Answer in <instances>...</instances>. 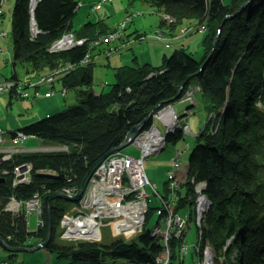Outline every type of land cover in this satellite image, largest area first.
<instances>
[{"label": "trees", "instance_id": "1", "mask_svg": "<svg viewBox=\"0 0 264 264\" xmlns=\"http://www.w3.org/2000/svg\"><path fill=\"white\" fill-rule=\"evenodd\" d=\"M143 1L172 19L194 18L208 22L201 40L202 50L210 49L213 44L214 53L207 63L208 76L204 75L200 92L208 98L209 110L216 109L214 114L225 110V118L221 126H215V122L198 134L187 159L189 174L204 183L203 191L211 201L200 239L212 246L216 264H264V0ZM77 8V0H38L33 13L38 32L33 34L30 0H15L11 18L15 64L33 71L67 65L60 77L61 85L65 90L74 91L73 103L18 129L44 140L74 143L75 148L70 152L75 155L68 157L61 151L34 152L14 154L2 162L8 172L0 170V239L12 247H32L45 238L46 231L40 224L36 230H29L23 209H3L9 196L22 204L35 198L41 200L39 196L43 200L66 186L80 187L89 167L117 145L132 126L141 124L146 128L152 121L150 114L154 108L172 102L192 75H201L198 69L203 53L195 56L193 51L175 47L170 53H163L162 61L156 66L149 62L137 64L133 56V64L124 70L114 69V81L109 89L95 93L92 90L93 63L83 62V59L96 36L109 33L113 27L103 19H87L74 27ZM71 30L77 38H83L80 43L58 50L50 47ZM249 93H256L260 105L256 104L247 113L241 102L248 99ZM176 130L167 135L168 142L181 137ZM20 159L33 166L32 179L27 184H14L13 167ZM186 186L187 197L176 200L178 203L164 204L165 210L168 206L173 210L174 204L179 208L184 201L191 202L194 185L187 183ZM70 206L69 200L59 196L48 200L50 237L46 249L56 258L95 264L105 255L123 260L125 264H157L161 243L145 229L138 236L128 240L117 237L108 244L59 243L56 229L62 213ZM41 220L44 222L45 214H41ZM242 232L246 236L241 244L242 256L238 250L234 258L232 247L240 245ZM230 237L234 243L227 251L225 242ZM31 239L34 242H30Z\"/></svg>", "mask_w": 264, "mask_h": 264}, {"label": "rangeland", "instance_id": "2", "mask_svg": "<svg viewBox=\"0 0 264 264\" xmlns=\"http://www.w3.org/2000/svg\"><path fill=\"white\" fill-rule=\"evenodd\" d=\"M77 1L78 8L76 17L73 21L74 27L79 26L87 19H103L113 27V30L109 33H103L104 35H100L102 34L100 33L96 36V39L91 43L90 51L88 52L86 58L87 63L94 64L92 89L97 90L98 92H100V90L106 91L107 89H109L110 84L114 81L113 73L116 71L114 69H117L119 67L118 69L124 70L123 68L134 62L132 59L133 56L136 57L137 64H140L142 62H149L150 64L156 66L162 61L161 59L163 53H170L175 47H184L188 51H193L195 53V56H201L202 53V55H204V59L199 67L200 69H198V73H200L201 75H192V77L189 78L188 83H185L184 87H182L183 85L180 87V91L178 92V95L174 98V100L167 103V106L165 107L164 105H162V107H164L162 109L163 113L165 109H174L173 112L177 116L176 125H173L174 127H172L171 131L165 134L164 126L161 125V122L158 119L155 120V122L151 121V123L146 128H142V125L140 124V136L144 134H151V143L156 144V146L152 147L151 149H156L157 144L159 143L155 154L149 155L148 157L144 158L143 156H141L140 148L136 146V143H138V139H136L135 143H133L131 139L128 143H124V140L127 138L126 135L117 145L113 146L110 149V154L114 155V157L117 155H121L122 158L132 155V153L135 154L134 157L140 158L141 156V161L133 159L134 162H132V165L130 167L133 166L136 168L138 173L145 174L144 176L146 177V180L148 181L150 179L153 186L158 187L161 193L165 190L166 193L164 194V197L169 193V190H171L168 197H172L174 195V191L171 188V184H169L170 186H167L169 189H165V186L163 184V180L165 182H170L172 179L171 175L167 178L165 176L166 166H168L170 163L172 164L173 162H176L177 167H188L187 157H189L190 151L193 149L196 139H198V134L200 132H205V130L213 126L215 122V126H221L223 119L225 118L223 116L225 110H222L220 114L218 112L214 114L216 109L209 110V100L207 97H203L200 92L201 82L204 78H206V76H208L206 73L209 70H207V63L214 53L213 44H211L212 47L210 49L208 48L202 50L204 43H202L201 40L204 36L206 26H208V22H199L194 18L172 19L169 15L164 14L154 6H150L149 3L143 0ZM229 1L230 0H223L224 3H227ZM0 2V85L2 84L7 88L12 89V94L10 93V96L5 94L4 92L3 95H0V127H20L21 125L32 121V118H41L40 116H42L45 112H48L50 114L57 111L59 107L63 105L66 106L68 105V103H73L74 91L66 90L65 93L62 94V90L59 89L61 87V84L59 86L57 85V82H54L53 84V81H55L53 77H55L56 80L59 79V77L63 75L65 68H67V65H58L55 68L44 67L33 71L32 68L15 64L14 42L11 36V18L13 8L15 7V0H6L5 2L4 0H0ZM34 9L35 8L30 10L31 14L32 12L34 13ZM73 32L74 31L71 30V32L67 34L65 33V36H67L66 45L72 46L71 44L73 41L83 40V38H77V36L74 35L75 32ZM145 33H147L148 35H144ZM154 37H157L161 40L152 39ZM60 44L61 42L53 43L52 46L54 47V50H58V46ZM166 45L173 46L169 49H166ZM210 66L211 64L208 65V68ZM26 72H29V76L26 75ZM1 76L6 79H2ZM48 83H50V85L52 86L51 88L47 87ZM2 89L3 86L0 90ZM252 94L249 93L248 99L245 102H241L244 108V112L250 113L252 108L256 106V104L257 106L260 105L259 98L256 97V93ZM11 96H13V98L11 99L13 101V104H18L15 111L7 106L8 104L11 105V102L9 100V97ZM50 97H53L54 99L49 101L48 99ZM25 102H28L30 104H24ZM59 104H61V106H59ZM219 108L220 107H218L217 111H219ZM176 129L178 130V132H180V134L184 132V135H181V137L178 138V140L175 142H168L166 138L167 135H170ZM137 133L135 135H137ZM0 140L1 159L3 157H6L8 155V152L11 153L15 150H13L12 148H7V144L11 140L9 137H7V135L5 136V134H3L2 136H0ZM165 140L167 141L166 144L163 143ZM47 142L48 141L44 139L40 140L36 137H29L22 140L21 144H23L26 148H36L42 146L44 148V151H60L59 144L52 141H49L48 143L52 144L53 147L45 148L43 145H45ZM119 145L121 147H118ZM159 146L161 147L159 148ZM173 148H175L176 150L172 155L171 152ZM100 168L101 167L95 166L93 167L92 172H95L99 179L100 175H102L103 178L106 179V176L103 175L102 170L98 172ZM18 169H27V164H25L23 168L22 165H20ZM61 169L66 170V168L63 167H61ZM0 170H4L5 173L8 172L5 163H2V167H0ZM115 172H118V174L122 176V173L120 171ZM16 173L17 172H14V174ZM128 173H131V171H129ZM177 173L180 175H185V170L182 171L178 168ZM188 176L189 175L185 176V178L182 180L183 183L188 182ZM17 182H19L18 179H16V183ZM151 182L148 183V191L153 197V200H151L150 202L148 199L142 200L140 198V191L132 190L131 184L126 181V178L124 176L119 180V183L123 187L124 192L126 191L125 193L129 197V199L124 201L125 203L131 205H135L137 203L139 206H145V209L150 210V216L147 223H145V226L148 228L152 227L154 224L163 226L162 222H155L157 218L155 210H160V218L163 221V212L165 210L163 208V204H165L166 201L169 200H162V206L156 205L154 206V208L150 207V205L154 203V197L156 195V193H152L153 186L151 185ZM108 183H111L115 186V183L113 182ZM86 187L87 185H85L84 189H86ZM204 187L205 186L202 181L197 184L196 189H199L200 192V195L197 199L200 200L201 203H204L207 206L208 210L209 206L211 205V201L205 193H202L200 191V189ZM64 192L65 191H62L60 193L64 194ZM69 195L71 196V194ZM141 196L145 197L143 193H141ZM61 198H63V196ZM34 200H36L37 203H35ZM171 200L173 201L174 198H172ZM16 202L19 201H17L14 197L9 196L8 203L4 204L3 209L4 207H7L8 209L17 211L18 208ZM44 202V199L42 200V202H39V200L35 198L33 200H29L26 203L25 208L28 213L27 225L28 229L31 231H34L37 226L39 227V225H36V220L39 213L45 214V220L44 222L42 220H38V223L40 224V226H44L45 231L47 230L48 224L46 212L42 210V207H45ZM69 202L71 204L70 207H73L72 204L77 207V205L73 201L69 200ZM19 203L21 204V202ZM79 205L80 204L78 202V206ZM186 207L187 205H185V207L182 206L178 209L180 215H183ZM187 208L192 209L193 205H189ZM152 209H154L153 212ZM133 212L138 213V210L134 209ZM73 226L74 224H72V227ZM56 231L58 232L57 241L59 243L61 242L65 244L76 245V241H85L88 243L97 241L96 238H92L90 240L81 238L75 239L76 237L72 236L76 233H65L63 231V226L61 225V223L58 224ZM141 231L142 230L140 228L139 232ZM101 234V238L104 241L111 240V237H113V233L109 224L101 227ZM129 236H133V234H130ZM98 237H100L99 234ZM231 238L232 237H230V239ZM194 239L195 235H193L192 231V234L189 235L188 242ZM162 241L158 240V242ZM30 242H34V240L31 239ZM39 242L42 241H36L33 246L37 245ZM99 242L101 241H98V243ZM171 242L172 240H169L168 242L170 252H165L161 249L159 258L155 263L165 264V261L167 264L200 263L199 257L195 253L190 254L185 251L184 247H182L183 241L176 242L174 246L171 245ZM178 245H180V247ZM28 247L30 248V246ZM176 249L180 250L177 251ZM233 254L234 252L232 253V255ZM180 255L181 258H179ZM190 255H194L195 257H191ZM100 257V261L95 264H125L123 261H119L118 259H113L105 255H101ZM173 257L177 258V260H175ZM213 260L214 258H211V261ZM72 261L73 260L67 257L56 258L54 254L46 253V250L41 248L31 251L26 250L19 252H8L3 249L2 246H0V264H90L89 262H86L84 260L78 263ZM200 264H202V262ZM203 264H205V262Z\"/></svg>", "mask_w": 264, "mask_h": 264}, {"label": "bare ground", "instance_id": "3", "mask_svg": "<svg viewBox=\"0 0 264 264\" xmlns=\"http://www.w3.org/2000/svg\"><path fill=\"white\" fill-rule=\"evenodd\" d=\"M35 1L37 2L38 0H35ZM231 19L234 20L235 17H232ZM31 30H32L33 34L37 33V31H38V26L35 25L33 21H31ZM69 32H71V31H67L65 33L67 34ZM65 33L62 34V36L60 37L61 44L58 46L59 49H65V48L71 47L69 45H66L67 36H65L66 35ZM78 43H80V41H73L71 45L73 46V45L78 44ZM120 43H122V42H120ZM52 44H53V42L51 43V45ZM86 58L83 59V62L87 63ZM93 66H94V64H93ZM42 68H44V67H42ZM26 75L29 76V72H26ZM60 77L57 80H56L55 77H53V79L55 80V81H53V84H54V82H57V85L59 86L61 84ZM1 78L2 79H6V78H3V76H1ZM27 79H29V78H27ZM2 86H3V89L0 90V95H3L5 93L8 96H10V93L12 94V89H9V88L5 87L4 85H2ZM2 86L0 87V89L2 88ZM47 87L51 88L52 86L50 85V83H48ZM61 87L59 89H61L62 90V94H64L66 90L63 88L62 85H61ZM92 90L95 93H98L97 90H94V89H92ZM12 98H13V96L9 97L11 105L8 104L7 106L10 107V109H12L13 111H15L16 110V106L18 104L17 103L13 104V101L11 100ZM53 99H54L53 97H50L48 100L51 101ZM24 104H28L29 105L30 103L25 102ZM61 104H59V106H61ZM64 107L65 106L63 105V106L59 107L58 110H61ZM160 110L161 109L159 107H156V108H154L152 110V112L150 114V116L152 118V121H153V116H154V119H157V116H159V114H160ZM173 110L174 109H165L164 113H163V116H164V119H165L166 123L160 121L161 125L164 126L165 134L171 131L172 127H174L173 125H176L177 116L174 114ZM48 114H49L48 112H45L40 117L47 116ZM31 120L33 121V120H36V119L32 118ZM137 126L140 128V124H137ZM129 131L130 130H128V132ZM128 132H127V134H128ZM3 134H5V136L7 135V137H9L11 139L8 142L7 146L9 148H12V149L16 150V152H17L16 154H19V155L21 154L22 155V154H30V153H34V152H45L44 148L42 146H39V147H36V148H26L23 144H21L22 140H24L26 138H29V137H36V138H39L40 140H42L43 138L38 136V135H35L33 133H26V132H23L22 130L19 131L18 127H4V128L0 127V136H2ZM9 134H12L13 136H10ZM127 134H126V136H127ZM139 134H140V129H139L137 135H131L130 136V139L132 140L133 143L135 142V139H136V137H138ZM181 135H184V132H182ZM142 136H140L138 138L137 146L142 149L141 151H143L145 153L142 156L144 158H146L149 155L155 154V152H156V150L158 148V144H157V148L156 149L150 150L152 147L156 146V144H152L151 143L152 142V140H150L151 134H144ZM47 141L49 142V140H47ZM51 141H54V142L58 143L60 151L62 153H67L68 157H71V156L75 155V154H72V152H70L71 148H75V144L74 143H71V142H68V141H55L54 139H52ZM48 142L45 145H43V146L45 148L46 147H53L52 144H49ZM163 143L166 144L167 141L165 140ZM160 147L161 146H159V148ZM40 150H42V151H40ZM175 150L176 149L173 148V150L171 152L172 155L174 154ZM53 151H56V150H53ZM109 153H110V150H108L104 155H102L100 158H98L99 161L97 160L98 162L96 163L95 166H99V164L102 162L103 159L106 160V157L108 155V159L111 161V164H114L116 166L113 170H111L112 173H114L115 171H125V172L131 171V173L135 175V177L137 178V180L139 182H142V181L146 180V177L144 176L145 174H143V175L142 174H137L132 167H130L129 165L126 164V163L129 162V160L127 158H125L124 160H118L116 158H110L109 157ZM132 156H135V154L132 153ZM187 159H188V157H187ZM25 164H27V169H22L23 172H24V175H23V178L18 182L20 184L29 183L31 181V179H32V173L34 172L32 163L29 162V161H23L22 159H20L19 162H17V164H15V167L19 168V166L22 165V168H23V166H25ZM187 165H188V160H187ZM178 168L181 169L182 171L185 170V175L178 174L177 173V169ZM100 169L104 172L108 168L103 166ZM37 171L38 172H48L49 170L46 171V170L37 169ZM49 172H51V171H49ZM189 173H190V171H189L188 167L184 168L182 166H178L176 168L171 163L168 166H166L165 176L167 178L168 176L172 175V179H171L170 182L173 183L172 187L177 193V195L174 196L177 200H180V199H183V198L187 197V186H186L187 183H191L192 185H194V190L196 191V194L194 195V198L192 200H190L191 201L190 203H188V201H189L188 199H187L188 201H184L185 204L183 205V207H185V205H187V207L189 205H191V206L193 205V208L192 209H188L186 207L185 212L183 213V215L179 214L178 209L180 207L178 208L177 207L178 205H176V204H174L175 207H174L173 210H172L171 206H168L166 208V210H164V212H163L164 220L163 221L160 218L161 217L160 210H157V211L155 210L156 211L155 213L157 215V218H156L155 222L156 223H161L162 222L163 226L156 225V224H154L150 228L145 226V223H147L148 218L150 216V210L149 209H146V212H141L140 214H138V219L144 217V221L142 223H141V220L139 221V223H138V220L134 221L133 218L130 216V214L127 213L128 209H127L126 203L120 202L119 201L120 200L119 197H118V200H116V199L110 200V201H106V199L104 200V198H106V197L108 198V197L112 196L113 192H116V191H114V189H110L109 190L110 192L105 191L102 186L98 187L96 190L93 189V188H90V187H87L86 189H83L81 191L82 193L80 194V197L78 198V200L73 201L77 205V208H76V206H74L72 204L73 207L66 208V210L62 213V215H64L67 212L74 213L76 211V209L81 210L85 205H87L89 207V210H90L89 219L92 220V221L94 220V227L91 228V231L100 235V237H98V236L96 237V239H97L96 243H98V241H101L99 243L108 244L111 240L117 238L118 235H119V233H118L119 231L113 232L112 227L114 225L121 229V232H120L121 235H122L121 237H123V238H125L127 240L132 238V236L126 237L123 232L127 231L129 227L131 228L133 226V237H135V236H138V233H140L137 230V228L140 227L141 230L145 229V231H148V233L152 234L154 237H157L159 240L161 238V236H159V235H162V236H166L167 235V239H165L162 242H160L161 246H162L161 249L163 251H165V252H168V251L170 252L169 244H168L169 240H172V242H171L172 246H174L176 244V242L183 241L182 244L186 245L185 248L187 247L186 251L188 253H190V254L195 253L197 256H198V253H199L198 257H199L200 263L202 262V264H203L205 262V264H216L218 261H216V260L211 261V258L215 257L214 253H213V250H212V246L209 243H207V242L203 243V241L200 239L201 238V233H204L203 228H204L205 221H206L204 216L206 214L207 209H206V205L204 203H201L200 200L197 199L199 197V195H200L199 189H196V186H197V184L199 182L195 181L194 176L192 174H189ZM187 175H189L188 176V182H184L183 183L182 180ZM16 179H18L17 175L15 176L14 184L16 183ZM88 182H89V180H88ZM150 182H151V180L149 179L147 181V183L145 184V186H144V195H145V199H148L151 202V200H153V197L150 195V192L148 191V189H149V184L148 183H150ZM163 184L165 186V189H169L167 187V186H170L169 182H165L163 180ZM151 185L153 186L152 182H151ZM133 186L137 190L142 187V185L135 184V183H133ZM69 187H74V186L63 187L60 191H57V192H62V191H64L63 190L64 188H69ZM75 188L76 189L73 188V189L67 190V192H65L63 194L64 197L70 196L69 194H71V196H72L80 189L78 186H76ZM88 190H92L93 193L91 194V196L89 198L82 197L84 192H87ZM155 190H159V189H158V187L153 186L152 193H156ZM200 191L202 193H204L203 192V188H201ZM118 193L119 194H126L119 187H118ZM165 193H166V191L164 190L161 193V197H159L156 194L155 197H154V203L152 205H150V207H154L156 205L162 206V201L161 200L164 198V194ZM39 198L42 200V196H39ZM51 198L52 197L49 194L47 196V199L50 200ZM80 198H81V202H80V205L78 206V202H79ZM167 198L168 199H172L171 197H167ZM41 200H39V202H42ZM28 201L29 200L23 202L22 204H20L19 202H16L18 210L23 209L24 212L26 214H28L27 211H26V208H25L26 203ZM34 202L37 203L36 200H34ZM175 203H178V202L176 201ZM47 207H48V204H47ZM142 207L143 206H140L139 209L142 208ZM168 209H170L173 214L168 213ZM42 210L44 212H46L45 207H42ZM86 210H87V213H88V211H89L88 208ZM153 210L154 209H152V212H153ZM175 212L178 213L177 216H176ZM41 214L42 213L38 214V217H37V220H36V225H39L38 220H41V217H40ZM177 217H179V219H177ZM107 224H109V226L111 227V231L113 233V237H111V240H109V241H104L101 238V236H102L101 227L105 226ZM263 225H264V221H263ZM26 227H28L27 223H26ZM192 231H193V235H195V239L190 241V242H188L189 235L192 234ZM245 238H246V236L242 232L241 233V239H240V241L238 240L240 242V245H238V246L235 245L234 247H232V251L233 252H237L239 250L241 255H242V250H241L242 246H241V244L244 243V239ZM43 240H41V241H43ZM233 243H234V241H232L230 238L226 239L224 250L228 251L229 250V246L233 245ZM42 246L43 247H40L41 249L46 250V253H50V251H48L46 249V245H42ZM178 246L180 247V245H178ZM176 250L179 251L180 249H176ZM200 254H201V257H200ZM221 254H222V252H221ZM223 254H224V251H223ZM236 255H237V253H234L233 257L235 258ZM190 256L193 257L194 255H190ZM179 258H181V255H180ZM222 259H223V257H222ZM121 261H123V260H121ZM200 263H197V264H200ZM218 264H220V262Z\"/></svg>", "mask_w": 264, "mask_h": 264}, {"label": "built area", "instance_id": "4", "mask_svg": "<svg viewBox=\"0 0 264 264\" xmlns=\"http://www.w3.org/2000/svg\"><path fill=\"white\" fill-rule=\"evenodd\" d=\"M157 118H159L162 122H164V123H166L165 122V119H164V116H163V112H162V109L160 110V114H159V116H157ZM141 134H139L138 135V137L140 136ZM138 137H136V139H138ZM136 139H135V141H136ZM135 143V142H134ZM153 144V143H152ZM159 144V143H158ZM136 146H137V143H136ZM142 149L140 148V151H141ZM150 150H152V149H150ZM145 153L143 152V151H141V156L142 155H144ZM132 155H129V156H126V157H122L121 158V155H117V156H115L114 157V155H112V154H110L109 153V157H114V158H116V159H118V160H124L125 158H127L128 160H129V162L128 163H126L127 165H129V166H131L132 165V162H134L133 161V159L134 160H137V161H141L140 160V158H141V156H140V158L139 157H134V156H132ZM137 163H139V162H137ZM172 165L174 166V167H176L177 168V163L176 162H173L172 163ZM103 166H105L106 168H108L105 172H103V175L104 176H106V179H104L103 178V176L102 175H100V179H99V177L96 175V173L94 172H92L91 173V176L88 178V180H89V182L87 181V187H90V188H93V189H97L98 187H103L104 188V190L105 191H108V192H110L109 190L110 189H114V191H116V192H113V194H112V196H110V197H106V198H104V200L106 199V201H110V200H114V199H116V200H118V197L120 198V202H123V203H125L124 201L125 200H127V199H129V197H128V195L127 194H119L118 193V187L119 188H121L122 190H123V187L120 185V183H119V180L121 179V177H125L126 178V181L127 182H129L130 184H131V189L132 190H136V191H140V198L142 199V200H145V197H142L141 196V193H143L144 194V186H145V184L147 183V180H145V181H142V182H139L138 180H137V178L135 177V175L134 174H132V173H128V172H125V171H120L121 173H122V176L121 175H119L118 174V172H114V173H112L111 172V170H113L116 166L114 165V164H111V161L108 159V155H107V157H106V160L105 159H103L102 160V162L99 164V166L98 167H103ZM137 166V165H136ZM132 168L134 169V171L137 173V174H141V173H138L137 172V170H136V168L135 167H133L132 166ZM100 170L101 169H99L98 170V172H100ZM20 171V172H19ZM15 172H17L15 175H17L18 176V180L20 181L22 178H23V175H24V172H23V170H19L18 169V167H15ZM19 172V173H18ZM143 175V174H142ZM121 176V177H120ZM172 176V175H171ZM135 183V184H140V185H142V187L140 188V189H135L134 188V186H133V183ZM108 182H113V183H115V186L113 185V184H111V183H108ZM169 184H171V188L173 189V187H172V184L173 183H171V182H169ZM86 187V188H87ZM76 189L75 187H69V188H64L63 190L65 191V192H67V190H69V189ZM75 191V190H74ZM124 191V190H123ZM170 191L171 190H169V193L162 199V200H167L168 198V196H169V194H170ZM173 191H174V195L171 197V198H174V200L172 201L171 199H169V200H167L166 201V203L165 204H168V203H175L176 202V198L174 197L175 195H177L176 194V192H175V190L173 189ZM64 192V193H65ZM126 192V191H125ZM155 192H156V194L159 196V197H161V193H159L157 190H155ZM93 192H92V190H88L87 192H84V194H83V196L82 197H87V198H89L90 196H91V194H92ZM81 197V198H82ZM81 198H80V200H79V204H80V202H81ZM33 200V199H32ZM161 200V201H162ZM126 205H127V213L128 214H130V216L133 218V220L134 221H136V220H138V223H139V221L141 220V223L144 221V217L143 218H139L138 219V214H140L141 212H146V209H145V206L144 207H142V208H140L139 209V205L136 203L135 205H131V204H128V203H126ZM135 206H136V208H135ZM77 208V207H76ZM88 208V210H89V207L87 206V205H85L81 210H78V209H76V211L74 212V213H69V212H67V213H65L64 215H62V217H61V219H60V222L59 223H61V225L63 226V231L65 232V233H69V232H74V233H76V234H74L72 237H76L75 239H77V238H81V239H88V240H90V239H92V238H96L97 236H98V234L97 233H94V232H92L91 231V228H93L94 227V220L92 221V220H90L89 219V212H90V210L88 211V213H87V209ZM163 208H164V204H163ZM167 208V207H166ZM134 209H136V210H138V213H136V212H133L134 211ZM168 213H171V214H173L172 213V211L170 210V209H168ZM175 214H176V216H177V212H175ZM177 219H179V217H177ZM72 224H74V226L72 227ZM112 229H113V231L115 232V231H119L118 233H119V235H121V229L120 228H118V227H116L115 225L112 227ZM137 230L139 231L140 230V227H138L137 228ZM92 232V233H91ZM91 233V234H90ZM124 233V235L126 236V237H130L129 235L130 234H133V226L130 228H128V230L127 231H125V232H123ZM81 234V235H80ZM83 234V235H82ZM90 234V235H89ZM159 236H161V238H160V240L162 241V239L163 240H165V239H167V235L166 236H162V235H159ZM185 246L186 245H183L182 244V247H184V249H185V251H186V249H187V247L185 248ZM148 264H150V263H148ZM163 264V263H162ZM165 264H167L166 263V261H165Z\"/></svg>", "mask_w": 264, "mask_h": 264}, {"label": "water", "instance_id": "5", "mask_svg": "<svg viewBox=\"0 0 264 264\" xmlns=\"http://www.w3.org/2000/svg\"><path fill=\"white\" fill-rule=\"evenodd\" d=\"M248 1H250V0H248ZM35 5H36V3H35ZM35 5L33 6V8H35ZM242 7H243V5H242ZM32 21H33L34 24L36 25L33 16H32ZM214 38H215V37H214ZM139 129H140V128H139L137 125L132 126L131 129H130V131H129L128 134H127V138L124 140V143H128L129 140H130V136H131V135H135V134L139 131ZM118 147H121V146L119 145ZM98 161H99V160H98ZM98 161H96L95 163H93V164L89 167V169H88L86 175H85L84 178L82 179L81 185H80V187H79L80 189H79L74 195H72V196H67V197H65V198H67V199H69V200H71V201H76V200H78V198L80 197V194L82 193L81 191L84 189V187H85V185H86V183H87V181H88V178H89V176H90V174H91V172H92L93 167H95V165H96V163H97ZM50 195H51V197H52V196H61V197L63 196V198H64V195L61 194L60 192H54V193H52V194H50ZM44 201H45L44 204H45L46 218H47V224H48V226H47V230H46V236H45V239H44L42 242H39L37 245L32 246V247H30V248H29V247H12V246H9V245L5 244V243L0 239V246H2L3 249H5V250L8 251V252H12V251L19 252V251H26V250H30V251H31V250H34V249H38V248H40V247H43L42 245H46V243H47V241H48V239H49V237H50L49 218H48V207H47V202H48L47 196L44 198Z\"/></svg>", "mask_w": 264, "mask_h": 264}, {"label": "clouds", "instance_id": "6", "mask_svg": "<svg viewBox=\"0 0 264 264\" xmlns=\"http://www.w3.org/2000/svg\"><path fill=\"white\" fill-rule=\"evenodd\" d=\"M35 3L37 4L36 1H35ZM0 5H1V2H0ZM34 5H35V4H34ZM34 5H33V6H34ZM33 6H31V4H30V8H31V10L33 9ZM35 6H36V5H35ZM31 15L33 16V12H32ZM32 16H31V21H32ZM55 42H61L60 38H59L58 40H56ZM55 42H54V43H55ZM50 47H51L52 49H54V47H53L52 45H51ZM165 106H167V104H165L164 107H165ZM164 107L160 106L159 108H160V109H163ZM157 119H158L159 121H161L159 118H157ZM157 119H153V121L155 122V120H157ZM0 141H1V140H0ZM7 148H9V147L7 146ZM13 150H14V149H13ZM16 153H17L16 150L13 151V152H11V153L8 152V155H7L6 157H3V158L0 159V163H2L3 161H6V160L11 159V157H12L14 154H16ZM1 172H2V173H5L4 170H2ZM14 172H15V166L13 167V173H14ZM14 176H16V175L14 174ZM14 180H15V178H14ZM17 183H18V182H17ZM17 183H15V184H17Z\"/></svg>", "mask_w": 264, "mask_h": 264}]
</instances>
